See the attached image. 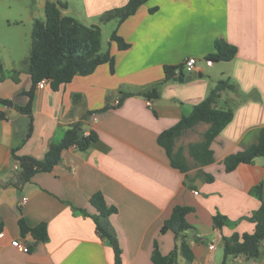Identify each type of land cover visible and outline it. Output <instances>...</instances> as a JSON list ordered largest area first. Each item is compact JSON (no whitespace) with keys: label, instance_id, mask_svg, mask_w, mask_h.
I'll return each instance as SVG.
<instances>
[{"label":"crops","instance_id":"crops-1","mask_svg":"<svg viewBox=\"0 0 264 264\" xmlns=\"http://www.w3.org/2000/svg\"><path fill=\"white\" fill-rule=\"evenodd\" d=\"M84 1L90 5L88 16L128 2ZM115 30L108 63L56 91L48 82L36 86L28 138L31 120L17 107L28 102L20 93L28 90L29 75L19 70L17 82L0 80V99L13 103L0 104V264H115L110 242L98 234L91 217L96 210L90 198L97 193L116 209L109 222L120 264H155V251L161 257L174 252L179 241L164 225L177 206L191 209L185 217L190 228L183 233L193 257L186 262L177 252L176 264H264V242L254 259L224 257L223 251V238L254 231L247 218L261 205L258 186L264 201V157L231 172L224 169L226 157L248 149L264 130V0H147ZM218 40L236 54L208 64ZM9 48L0 42L4 69L1 54ZM189 58L196 59L193 72L201 77L164 82L165 66L182 67ZM227 78L236 90L221 93L218 107L231 108L233 119L211 145L213 163L201 166L188 154V146L203 139L179 144L188 131L202 127L204 134L208 125L200 123L176 139L174 151L183 149L187 171L174 169L158 136ZM154 88L158 98L142 95ZM74 124L84 135L94 132L97 142L86 151L63 150L53 170L20 184L14 155L42 160ZM22 197L27 201L20 207ZM216 214L227 220L221 229L213 223ZM20 222L28 228L45 224L46 241L22 234ZM18 239L28 245V253L11 246Z\"/></svg>","mask_w":264,"mask_h":264},{"label":"trees","instance_id":"trees-1","mask_svg":"<svg viewBox=\"0 0 264 264\" xmlns=\"http://www.w3.org/2000/svg\"><path fill=\"white\" fill-rule=\"evenodd\" d=\"M147 0H128L121 8L115 9L103 15L100 20L107 22L118 20V25L131 17ZM66 4L60 1L45 0L44 21L34 20L31 32V45L27 61V73L30 79L28 90L20 95L28 97V102L24 107H17L21 112L29 116L31 123L27 138L32 129L31 106L34 99L37 84L45 79L53 91L68 84L76 76H87L92 74L99 66L110 61L109 51L101 52V29L98 25L85 26L70 16L62 14ZM116 39V30L110 36V41ZM236 50L234 47L218 40L215 42V52L207 56V61L220 62L230 61L234 58ZM182 67L165 66L164 82L171 80L175 76V70ZM0 73H3V65L0 59ZM3 78V76L1 77ZM236 87L229 79H220L209 91L206 98L195 105L189 116H184L173 127L163 131L157 139L174 169L181 172L187 171V164L183 156V149L174 151L175 141L184 132L192 129L195 125L203 123L208 125V129L203 134V140L188 146V154L201 166L213 163L212 143L220 135L221 131L232 121L233 111L231 108L218 107V101L223 92H234ZM129 94H127L128 96ZM147 98H158L157 88L144 94ZM0 104L12 106L10 100L0 99ZM105 111V109L100 110ZM91 113V112H90ZM86 115L89 116L91 114ZM97 142V135L90 132L84 135L80 129V124L70 126L62 135V138L52 143L42 160H37L29 156H15L19 161L18 177L19 183L24 184L38 173L50 172L61 163L62 152L70 147H76L80 151H86ZM259 157H264V130H260L257 142L243 152H239L226 157L224 169L226 172L233 171L240 164H251ZM261 187L256 188V194L261 200L258 210L254 211L247 219L254 224L252 233L239 235L232 234L229 238H223L224 257L244 256L246 258H257L260 254V245L264 242V201L260 196ZM90 204L96 210V214L91 216L96 231L101 237L107 239L114 253L115 264L121 262V250L118 245L116 235L110 225L109 217L116 213L114 207H108L101 194H94L90 198ZM190 208L177 206L173 209L171 217L165 222L164 229L173 232L176 241L174 252L168 257H161L155 251L152 260L155 264H174L176 253L178 252L186 262L192 260V253L185 241L184 231L190 227L186 222V215ZM213 223L217 228L226 225L224 216L216 214ZM21 233H30L35 241L45 242L47 239V229L45 224L28 228L20 222ZM176 264V263H175Z\"/></svg>","mask_w":264,"mask_h":264},{"label":"rangeland","instance_id":"rangeland-1","mask_svg":"<svg viewBox=\"0 0 264 264\" xmlns=\"http://www.w3.org/2000/svg\"><path fill=\"white\" fill-rule=\"evenodd\" d=\"M45 0H0V42L5 43L9 51H4L1 57L6 61V69L0 73V80L12 79L17 82L18 71H27V61L31 45V32L33 21H44L43 4ZM67 3L65 10L67 16L75 18L83 25H98L101 29V52L109 49V40L115 30L118 20L102 22L100 18L123 6L106 8L96 16H88L87 6L84 0H50ZM90 11V8H89ZM98 15V16H97ZM91 25V26H92ZM11 36L14 39H8ZM12 52V54L10 53ZM1 59V58H0ZM15 61V62H14ZM14 63V64H13ZM3 76V78H1ZM203 128L186 132L179 144L186 146L188 143L203 139Z\"/></svg>","mask_w":264,"mask_h":264},{"label":"built area","instance_id":"built-area-1","mask_svg":"<svg viewBox=\"0 0 264 264\" xmlns=\"http://www.w3.org/2000/svg\"><path fill=\"white\" fill-rule=\"evenodd\" d=\"M208 64H210V61H207ZM195 65H196V59L195 58H189L187 60L184 61L181 70L177 71L175 74L176 76L178 75L179 72H183L184 74H191L194 70H195ZM47 83V81L45 79L41 80L38 84L37 87H41L43 85H45ZM115 103H118V101H116ZM195 195H197V192H194ZM27 201L26 197H22L20 199L19 205L20 207H22ZM11 246L13 248H15L16 250L22 252V253H28L29 252V247L28 245L21 241V240H14L11 242ZM214 248L213 244H211L209 246V249L212 250Z\"/></svg>","mask_w":264,"mask_h":264},{"label":"water","instance_id":"water-1","mask_svg":"<svg viewBox=\"0 0 264 264\" xmlns=\"http://www.w3.org/2000/svg\"><path fill=\"white\" fill-rule=\"evenodd\" d=\"M196 77H201V73L192 72L191 74H184L182 71L178 73L176 77H173L172 80L179 83H187Z\"/></svg>","mask_w":264,"mask_h":264}]
</instances>
